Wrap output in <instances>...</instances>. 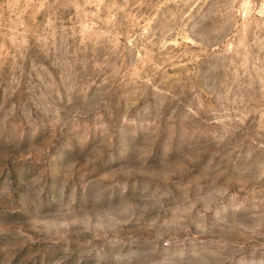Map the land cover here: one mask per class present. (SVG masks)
<instances>
[{
  "label": "rangeland",
  "instance_id": "obj_1",
  "mask_svg": "<svg viewBox=\"0 0 264 264\" xmlns=\"http://www.w3.org/2000/svg\"><path fill=\"white\" fill-rule=\"evenodd\" d=\"M0 264H264V0H0Z\"/></svg>",
  "mask_w": 264,
  "mask_h": 264
}]
</instances>
